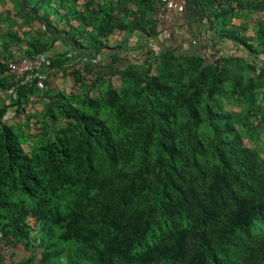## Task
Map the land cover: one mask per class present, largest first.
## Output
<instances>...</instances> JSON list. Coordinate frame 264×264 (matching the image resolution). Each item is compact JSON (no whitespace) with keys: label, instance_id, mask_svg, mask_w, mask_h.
<instances>
[{"label":"trees","instance_id":"1","mask_svg":"<svg viewBox=\"0 0 264 264\" xmlns=\"http://www.w3.org/2000/svg\"><path fill=\"white\" fill-rule=\"evenodd\" d=\"M20 1L16 8L26 13V23L42 30L23 35L0 25L2 74L10 61L47 53L50 69L78 60L82 67H72L73 74L83 85L85 73H96L92 59L108 58L92 86L106 68L135 85H110L105 100L87 93L80 106L64 92L50 95L52 123L32 151L3 121L9 107L0 109V264H264V159L245 144L233 116L205 99L229 76L228 66L244 64L264 76V21L254 35L242 26L225 28L227 18L256 9L255 0H188L184 12L195 3L194 16L207 18L219 36L208 37L207 45L202 40L199 51L184 41L149 48L158 23H144L128 9L135 20L125 23L119 3ZM142 1L151 13L161 2ZM123 30L143 36L106 42ZM222 39L232 44L226 51ZM213 49L222 64L208 57ZM152 59H163L170 72L192 70L176 96L159 66L156 76L141 79ZM20 81H0V88L15 89L13 102L25 109L33 87ZM108 108L115 128L102 116ZM179 108L190 120L187 133L176 129ZM204 123L212 134L208 145L190 135ZM10 245L23 258L8 262L4 247Z\"/></svg>","mask_w":264,"mask_h":264},{"label":"rangeland","instance_id":"2","mask_svg":"<svg viewBox=\"0 0 264 264\" xmlns=\"http://www.w3.org/2000/svg\"><path fill=\"white\" fill-rule=\"evenodd\" d=\"M16 1L20 0H3L0 3V25L7 28H13L14 30H19L23 35L24 31L34 33L36 30H42L41 25L37 22L34 23L31 28L27 23V16L25 12H19L16 8ZM105 6H111L113 3H119V13L125 20V23L134 21L135 17L144 23L149 25L155 23L153 13H151L148 7L142 0H95ZM147 1V0H146ZM253 1V0H252ZM252 12L248 11L244 14L239 15V17L227 18L228 24L225 25L226 29L237 28L242 26L246 29L248 35H254L256 28L260 21H264V0H255ZM134 9V13L137 14L134 18H130L126 14L125 10ZM142 18V20H141ZM129 38L130 34L126 30L118 31L111 35L106 41L109 45L121 44L125 38ZM255 45L258 43L255 42ZM108 50V49H106ZM82 54L79 55V60L84 59ZM100 60V61H99ZM102 60V61H101ZM110 61L108 58H93L94 68H96V73H90L87 75L85 73V83L82 85L75 81L73 68L72 67H82L81 63L75 58L68 62L67 68L62 70L48 69L47 72L41 74L38 72L28 73L21 78L20 84L29 85L33 87V93L29 95L26 103H23L25 109L19 107L18 104H14L13 100L17 98L14 97L12 92V87L5 89L0 88V109L9 107L8 118L5 122L15 126L16 130L19 132L24 147L27 151H32L37 149L41 142L43 141V127L51 126V119L48 112V104L50 102V95L55 94L58 91L64 92L71 101L80 106L85 94H93L95 98H100L105 100L108 95V89L110 85L118 90H123L128 86H134L132 82L121 81L120 75L112 74V72L106 68L103 70L105 76L101 79L99 85L92 86L93 82L96 81L97 74L100 68L98 65L102 66L104 62ZM151 68L149 69L146 65L143 68L145 74H141V79L145 77L156 76L159 68H163V74L167 77V81L171 87L174 88V96H176L177 90L181 88L182 83H186L188 78V73L192 70L187 67H177L170 72V68L165 67L163 59H152ZM107 64V63H106ZM187 68V69H186ZM238 71V74L236 73ZM227 75L221 79V82L215 84L210 88L205 94V99L211 102V106L214 108H220L224 112L231 114L238 126V129L242 136L244 137L245 144L254 151L258 153L261 158L264 159V76L258 78L250 71L244 64H239L237 70H231L228 66ZM13 78L20 79L14 76L11 72L7 71L6 74L0 72V81L11 82ZM165 81V80H164ZM107 93V94H106ZM20 109L21 113H17V109ZM102 116L107 120L108 124L115 128L117 124V119L114 116V111L111 108L103 110ZM178 119L176 122V129L179 133H187L188 126L186 123L190 124V120L187 118L185 109H178ZM29 121V122H28ZM136 130H138V127ZM207 124H201L200 126L192 128L193 134L191 139L194 142V136L200 137L201 141L208 145V142L212 138V134L209 129H207ZM132 131V130H131ZM180 144L182 142L180 141ZM5 257L8 262L19 260L23 258L25 254L22 253L20 248L10 245L4 247Z\"/></svg>","mask_w":264,"mask_h":264},{"label":"crops","instance_id":"3","mask_svg":"<svg viewBox=\"0 0 264 264\" xmlns=\"http://www.w3.org/2000/svg\"><path fill=\"white\" fill-rule=\"evenodd\" d=\"M129 11L133 12L134 9L132 8ZM194 11H197V8L195 7V3H192V7H190L189 11L173 12L164 20L163 23L158 24V34L153 37L154 39L146 42L147 46H149V48L164 49L170 46L175 47L180 42L184 41L185 43L183 45H186V48L190 47L193 50L199 51L201 50V47L198 46H201L202 40H204L202 44L207 45L206 38L211 36L214 37L215 40L216 38H219V36L216 34V31H213L209 28V22L207 18L198 20V17L194 16ZM154 14L155 13L153 12V17ZM215 29L219 31L221 29V24L217 22ZM136 35H139V37L143 36L142 34H139L138 31H136L130 35V39H133ZM218 44L222 45V49L224 51L232 46L228 39H222ZM141 46H143L144 49L147 48V46H144L143 43H141Z\"/></svg>","mask_w":264,"mask_h":264},{"label":"built area","instance_id":"4","mask_svg":"<svg viewBox=\"0 0 264 264\" xmlns=\"http://www.w3.org/2000/svg\"><path fill=\"white\" fill-rule=\"evenodd\" d=\"M160 5L154 14L155 22L163 23V21L173 12H184L188 6V0H160ZM209 42L208 38H206ZM196 43V42H195ZM208 57L214 62L223 63L222 54L215 49L210 50ZM51 57L47 53L37 55L35 58H22L18 61L9 62V72L18 78L24 77L28 73L38 72L45 73L50 69ZM11 94L16 97V93L12 90ZM8 114L3 117L5 121Z\"/></svg>","mask_w":264,"mask_h":264}]
</instances>
